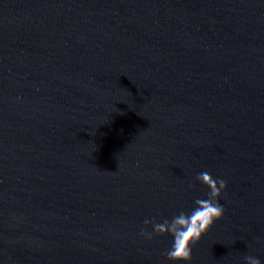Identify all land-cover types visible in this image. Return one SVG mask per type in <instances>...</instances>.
<instances>
[{
  "label": "water",
  "instance_id": "water-1",
  "mask_svg": "<svg viewBox=\"0 0 264 264\" xmlns=\"http://www.w3.org/2000/svg\"><path fill=\"white\" fill-rule=\"evenodd\" d=\"M201 172L176 264H264V0H0V264H173Z\"/></svg>",
  "mask_w": 264,
  "mask_h": 264
},
{
  "label": "clouds",
  "instance_id": "clouds-1",
  "mask_svg": "<svg viewBox=\"0 0 264 264\" xmlns=\"http://www.w3.org/2000/svg\"><path fill=\"white\" fill-rule=\"evenodd\" d=\"M196 180L207 187L205 198H196L187 211H181L170 220H163L152 224V231L141 229L139 235L151 240L154 234L167 233L172 237L171 246L164 253L173 264L179 261H188L191 254V245L197 242L223 213V205L219 203L218 195L225 188V181L219 177L213 178L207 172H201ZM144 224H149L148 220ZM246 264H261L255 256H245Z\"/></svg>",
  "mask_w": 264,
  "mask_h": 264
}]
</instances>
